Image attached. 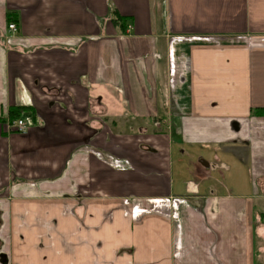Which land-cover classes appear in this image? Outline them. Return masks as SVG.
Instances as JSON below:
<instances>
[{
  "label": "crops",
  "instance_id": "crops-1",
  "mask_svg": "<svg viewBox=\"0 0 264 264\" xmlns=\"http://www.w3.org/2000/svg\"><path fill=\"white\" fill-rule=\"evenodd\" d=\"M259 200L264 0H0V264H254Z\"/></svg>",
  "mask_w": 264,
  "mask_h": 264
},
{
  "label": "rangeland",
  "instance_id": "rangeland-1",
  "mask_svg": "<svg viewBox=\"0 0 264 264\" xmlns=\"http://www.w3.org/2000/svg\"><path fill=\"white\" fill-rule=\"evenodd\" d=\"M28 124V123H27ZM27 134L31 129L30 125L28 124ZM21 134V133H20ZM23 134V133H22ZM227 152L225 155L221 153L220 160L226 162L227 165L233 167V174L229 177L225 172V180L223 181L220 178V181L224 182V186L232 190L233 192H238V194H242L245 190L248 191L249 186V171H248V159L247 157L238 156L237 154H233V150L229 149L226 150ZM238 170V173L236 172ZM230 178V179H229ZM232 183H237L238 187L234 188ZM256 210L261 213H264V200H259L255 202ZM258 219V218H257ZM254 218V244H255V258L254 264H264V217L262 218L261 223ZM67 238L64 236V239ZM66 240V239H65Z\"/></svg>",
  "mask_w": 264,
  "mask_h": 264
},
{
  "label": "built area",
  "instance_id": "built-area-1",
  "mask_svg": "<svg viewBox=\"0 0 264 264\" xmlns=\"http://www.w3.org/2000/svg\"><path fill=\"white\" fill-rule=\"evenodd\" d=\"M8 29H9V32L11 33H15L17 31V27L15 24H10L8 26ZM12 127L14 128L15 131H17L18 133H26L27 132V123L24 122L23 120H16L15 122H13L12 124ZM212 169H225V166L224 165H220L218 166L217 164H214L212 165Z\"/></svg>",
  "mask_w": 264,
  "mask_h": 264
},
{
  "label": "trees",
  "instance_id": "trees-1",
  "mask_svg": "<svg viewBox=\"0 0 264 264\" xmlns=\"http://www.w3.org/2000/svg\"><path fill=\"white\" fill-rule=\"evenodd\" d=\"M7 17H8L7 21H8L9 23L14 22V18H11L10 15H8ZM22 110H23V109H21V108L13 107V108L10 109V113H9V114H10L11 116H13L14 119H16V118H18V116H19V114H20V112H21ZM256 114L260 115L261 113L258 112V113H256Z\"/></svg>",
  "mask_w": 264,
  "mask_h": 264
}]
</instances>
